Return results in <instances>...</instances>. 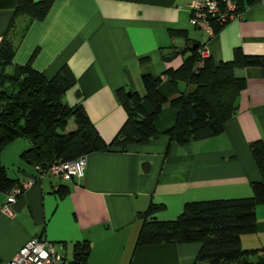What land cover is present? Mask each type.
<instances>
[{"label": "crops", "instance_id": "obj_1", "mask_svg": "<svg viewBox=\"0 0 264 264\" xmlns=\"http://www.w3.org/2000/svg\"><path fill=\"white\" fill-rule=\"evenodd\" d=\"M190 2L52 0L43 18L26 24L12 62L30 59L46 77L66 64L75 82L62 100L80 102L98 135L109 141L125 118L115 89L143 95L141 75L149 74L160 76L162 95H177L185 84L173 85L163 72L181 63L192 41L203 44L214 64L230 60L236 46L246 54L264 55V0L246 4L210 35L189 22ZM16 3L0 0V37ZM25 20L19 17L17 25ZM167 28L185 29L186 38L170 35ZM232 71L245 85L219 133L181 144L168 140L161 130L173 124L176 113L164 102L154 119L160 133L146 143L88 151L78 177L38 176L9 204L11 212L1 209L7 189L0 190V264L32 235L60 243L65 261L76 258L85 243L80 264H202L194 262L198 241L136 245V213L154 202L162 207L151 215L172 218L186 200L250 194V182L260 179L248 144L264 138V64ZM141 104L150 109L145 99ZM28 146L25 137H15L1 148L0 164L9 178L35 176V165L19 156ZM254 212L255 230L240 234L239 244L261 255L264 202ZM247 264L264 261L252 256Z\"/></svg>", "mask_w": 264, "mask_h": 264}, {"label": "trees", "instance_id": "obj_2", "mask_svg": "<svg viewBox=\"0 0 264 264\" xmlns=\"http://www.w3.org/2000/svg\"><path fill=\"white\" fill-rule=\"evenodd\" d=\"M215 1L223 10L225 0ZM231 1L234 12L239 13L246 4L257 0ZM51 2L17 0L0 37V150L13 138L25 137L29 146L19 156L26 163L35 165V176L27 177L32 180L38 177L36 167L55 159H71L91 150L125 149L132 144L146 143L160 133L154 127V119L164 102H168L176 113L173 124L161 130L168 140L181 144L215 135L233 113L236 97L245 85L242 77L233 75V68L264 64V55L246 54L236 46L230 60L214 64L207 55L202 64L195 67L203 44L194 40L181 63L163 72L170 83L175 85L182 81L186 89L166 98L157 89L160 76L149 74L141 75L143 95L122 86L116 88L115 94L124 108L125 118L113 137L104 141L80 102L69 105L62 100L65 90L75 82L66 64L46 77L32 66L30 59L23 63L12 62L26 24L43 18ZM22 16L26 18L25 22L17 25V19ZM208 20L213 32L227 21L219 23L215 16H208ZM167 32L186 38L185 29L167 28ZM143 99L149 104L148 111L141 104ZM70 118L74 126L65 130ZM248 147L260 175V179L250 182L249 195L186 200L174 217L166 219L151 215L162 204L149 202L144 210L136 213L140 224L135 244L198 241L196 263L247 264L252 256H256L257 262H263L264 248L263 254L257 255L259 249L242 248L239 244L240 234L255 230L254 208L257 203L264 202V138L251 140ZM18 179L9 178L0 164V190L8 189ZM79 248L83 259L87 245L84 243Z\"/></svg>", "mask_w": 264, "mask_h": 264}, {"label": "built area", "instance_id": "obj_3", "mask_svg": "<svg viewBox=\"0 0 264 264\" xmlns=\"http://www.w3.org/2000/svg\"><path fill=\"white\" fill-rule=\"evenodd\" d=\"M224 9L220 10L215 0H191L189 3V22L202 29L207 34H212V26L208 16L213 17L217 22H225L238 15L234 12V3L231 0H225ZM207 50L200 48L199 58L195 63L196 66L202 64V59L206 57ZM85 163L84 155H79L71 159H55L42 166L36 167L38 176L52 174L63 179L78 177L82 174ZM31 178H19L7 190L1 209L5 212H11L9 204L14 202L15 198L31 184ZM61 244H54L46 238L36 235L30 236L17 251L3 261L1 264H65V257L59 251Z\"/></svg>", "mask_w": 264, "mask_h": 264}, {"label": "water", "instance_id": "obj_4", "mask_svg": "<svg viewBox=\"0 0 264 264\" xmlns=\"http://www.w3.org/2000/svg\"><path fill=\"white\" fill-rule=\"evenodd\" d=\"M81 253H82L81 250H78L76 252V258L66 261L65 264H80V263H82Z\"/></svg>", "mask_w": 264, "mask_h": 264}, {"label": "rangeland", "instance_id": "obj_5", "mask_svg": "<svg viewBox=\"0 0 264 264\" xmlns=\"http://www.w3.org/2000/svg\"><path fill=\"white\" fill-rule=\"evenodd\" d=\"M66 125L67 126L65 127V130L73 128V122L71 118L67 121Z\"/></svg>", "mask_w": 264, "mask_h": 264}]
</instances>
